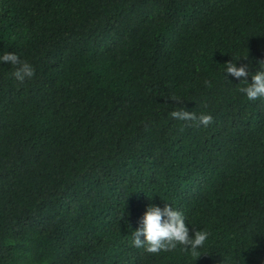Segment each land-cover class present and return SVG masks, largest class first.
<instances>
[{
	"label": "trees",
	"instance_id": "obj_1",
	"mask_svg": "<svg viewBox=\"0 0 264 264\" xmlns=\"http://www.w3.org/2000/svg\"><path fill=\"white\" fill-rule=\"evenodd\" d=\"M4 52L35 76L0 63V264H264V99L223 75L264 61V0H0ZM164 203L198 255L133 246Z\"/></svg>",
	"mask_w": 264,
	"mask_h": 264
},
{
	"label": "clouds",
	"instance_id": "obj_2",
	"mask_svg": "<svg viewBox=\"0 0 264 264\" xmlns=\"http://www.w3.org/2000/svg\"><path fill=\"white\" fill-rule=\"evenodd\" d=\"M241 59L246 62L238 65L237 62ZM0 63L14 66L11 77L20 83L35 76L34 67L29 62L21 60L14 52L0 54ZM257 64L258 70L252 71V61L248 60V52L247 55L232 58L230 62L224 64L225 79L231 76L239 80V84H243L239 92L249 101L264 99V61H258ZM170 115L181 121H198L204 127L213 120L210 114L197 116L194 112L185 109L174 110ZM191 229L193 234L190 236V226L186 223L184 213L171 204L164 203L163 207L149 204L133 231L132 244L152 254L168 252L179 245L184 251L198 255L208 239V233L205 230Z\"/></svg>",
	"mask_w": 264,
	"mask_h": 264
}]
</instances>
